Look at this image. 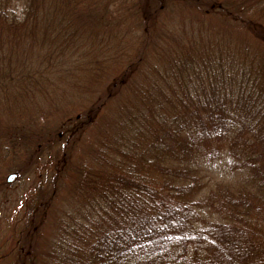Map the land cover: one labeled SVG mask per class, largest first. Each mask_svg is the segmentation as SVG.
<instances>
[{
	"label": "trees",
	"instance_id": "trees-1",
	"mask_svg": "<svg viewBox=\"0 0 264 264\" xmlns=\"http://www.w3.org/2000/svg\"><path fill=\"white\" fill-rule=\"evenodd\" d=\"M81 140L39 256L50 202L0 172V264H264V0H0V170Z\"/></svg>",
	"mask_w": 264,
	"mask_h": 264
},
{
	"label": "rangeland",
	"instance_id": "rangeland-1",
	"mask_svg": "<svg viewBox=\"0 0 264 264\" xmlns=\"http://www.w3.org/2000/svg\"><path fill=\"white\" fill-rule=\"evenodd\" d=\"M189 16L191 15H188L187 17ZM136 20L137 18L134 17L130 21L124 22L125 24L123 25L122 30H129L128 28L136 24L134 23ZM213 23L215 24L216 30H234L230 24H227L226 20L216 18L213 19ZM140 29L141 28L139 27L138 30ZM60 116L61 115L59 114L49 119L47 122L49 125H51V127L48 126L49 129H52L56 124H58L60 119H63V116ZM32 122L27 121L24 123L26 126V132H31V130H33L35 127L33 125L34 122L33 124ZM47 123H45L44 126ZM44 126L41 125L39 128H43ZM89 137L90 139L95 138V136H92V133L90 132L88 133V138ZM64 147L65 148L63 150L68 151L66 157L63 158V160L66 161L65 165L63 166L64 174L61 173L60 175L50 177L51 175H49V173L45 174L46 170H43L41 166L39 167L42 169V171L37 166L34 171L27 169L22 173L15 172V166L23 164L24 158L21 160V162L12 160L0 170L5 180L9 174L15 173L14 178L8 182V192L10 198H8L9 206L7 208L13 211V214L20 211L26 205L27 200H31L29 193L31 190L35 193L38 192L36 195L41 193V195L45 196L46 201L50 202V205H48L49 207L46 210L45 221L42 224V228L37 230L38 235L36 236L35 240H31V249L29 253L33 252L38 256L44 251L46 242L48 241L49 243L48 236L52 232L53 228H51V226L54 224L53 220L56 217L58 210L61 208L67 209L70 206L69 203L71 202L72 198L76 199L75 193L78 187V181L81 177V170L84 164L87 163L89 155L92 153V147L88 145V142L84 144V141L82 140L78 141L77 143L68 142V144H65ZM220 168L222 169L221 166ZM54 185L55 191L52 193L51 190ZM5 209H0V211H2L0 212V220L7 216V213L4 211Z\"/></svg>",
	"mask_w": 264,
	"mask_h": 264
},
{
	"label": "water",
	"instance_id": "water-1",
	"mask_svg": "<svg viewBox=\"0 0 264 264\" xmlns=\"http://www.w3.org/2000/svg\"><path fill=\"white\" fill-rule=\"evenodd\" d=\"M14 177V174H11L7 177V181H10Z\"/></svg>",
	"mask_w": 264,
	"mask_h": 264
}]
</instances>
